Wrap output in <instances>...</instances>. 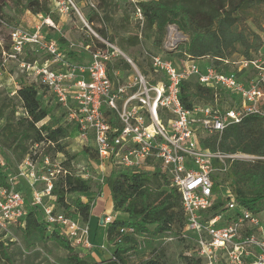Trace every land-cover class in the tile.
Returning a JSON list of instances; mask_svg holds the SVG:
<instances>
[{"label":"built area","instance_id":"obj_1","mask_svg":"<svg viewBox=\"0 0 264 264\" xmlns=\"http://www.w3.org/2000/svg\"><path fill=\"white\" fill-rule=\"evenodd\" d=\"M55 1L61 14L77 15L90 30L86 17L72 0ZM89 6L95 9L93 3ZM136 13L143 21L137 7ZM44 23L55 27L49 18L44 19ZM44 23L29 31L13 29L9 37L12 44L9 56L16 58L24 47L30 46L34 52L48 56L46 64L62 66V70L50 71L46 64L21 65L39 78L46 94L53 96L64 110L66 124L72 126L77 138L93 141L98 170L104 172L108 165L132 172L152 171L155 165L159 166L170 186L180 195L184 227L178 238L193 241L194 257L201 260L200 264H264V208L252 211L239 205L229 193L222 191L218 196L213 193L215 172L225 171L226 161L236 159V155L213 153L200 145L201 139L221 133L248 116L264 118V35L257 55L223 61L232 66L229 73L218 72L210 63L189 56L176 64L160 55L145 53L151 73L143 74L123 52L102 39L103 47H84L90 53L87 65L69 64L56 41L43 34ZM118 57L125 59L136 73L115 71L112 81L107 63ZM186 81L197 82L216 94L224 92L231 106L220 107L215 100L214 104L186 109L179 97L181 85ZM103 110L116 117L117 127ZM214 160L220 163V168H213ZM44 162L48 165L49 159L45 158ZM0 165L3 166L1 158ZM19 167L18 176H26L31 185L39 180L44 182L45 187L33 193L30 204L41 209L48 228L58 230L75 247H88V226L55 212L51 195L54 172L48 170L36 176L29 157ZM75 175L84 180L93 178L87 168ZM16 176H9V191L0 190V232L5 225L12 221L17 223L23 217V198L12 191ZM218 197L225 200V209L211 217L210 211ZM116 218L115 213L106 214L100 223L107 226ZM120 233L137 237L131 227L122 228Z\"/></svg>","mask_w":264,"mask_h":264},{"label":"trees","instance_id":"obj_2","mask_svg":"<svg viewBox=\"0 0 264 264\" xmlns=\"http://www.w3.org/2000/svg\"><path fill=\"white\" fill-rule=\"evenodd\" d=\"M107 1L98 0V3L104 7L108 6ZM10 2L22 13L29 12L34 16L52 18L49 0H10ZM135 6L142 14L145 36L154 33V44L157 47L161 45L168 26H175L180 33L187 36L188 41L178 46L175 56H169L177 60L185 56L194 60L208 59L218 72L229 73L231 68L223 64V61L231 60L235 54L250 59L257 55L262 46V32L252 29L246 21L264 6V0H149L138 1ZM6 7L8 3L0 0V24L7 27L14 19L4 13ZM89 21L91 22V19H88ZM97 32L104 40L112 42L105 30L100 29ZM53 40L56 41L58 49L67 56L69 64L84 65L78 58L79 53L65 49L60 44V38ZM99 47L103 45L100 43ZM119 48L123 49V46L120 44ZM9 51L12 54L11 41L9 44L0 45V59L3 53ZM169 57L167 59L171 60ZM1 66L0 62V68ZM129 70L131 66L121 57L107 63V73L112 81L114 80L112 73L115 71L126 73L125 71ZM143 74L147 73L143 72ZM18 85L12 96L6 89L0 91V158L3 161V166L0 165V190L5 191L11 189L8 179L14 174L5 156L6 151L19 165L26 157L33 162V153L39 146L43 149L53 147L56 154L64 156L66 152L60 141L69 138L74 131L72 126L63 123L62 119L44 123L46 119L51 118V110L43 103L39 90L42 88L46 93L45 88L42 86L37 88L33 84ZM179 97L186 109L194 105L214 104L215 100L222 107L228 99L224 92L220 91L216 94L212 89L194 81L182 83ZM19 109L23 112L22 116L17 115ZM103 111L106 116H110L113 126L117 127L116 117L109 111ZM200 145L213 153L257 157L253 161L227 160L224 173L232 182V194L239 205L252 211L263 209L264 118L248 116L241 123L228 126L221 133L201 139ZM84 149L85 152L89 151L87 147ZM48 157L46 155L43 162ZM90 160H97L95 151L90 156ZM220 166L217 160L213 161V168L218 169ZM65 172L63 175L59 173V178L54 183L52 179L51 195L55 212L60 208L66 213L64 215L67 218L87 224L93 209L92 200L98 197L94 195L92 180H84L75 173ZM215 178L214 176L213 193L218 196L222 193L223 187ZM103 184L110 192L113 212L125 214L127 219L116 218L107 225L106 239L114 247V252L110 259L101 264H131L132 253L139 246L134 236L120 233L122 228L131 227L137 235L157 237L172 234L174 231L175 234L180 235L184 227L180 195L170 186L169 180L159 166L155 165L152 171L134 172L112 167L109 174L104 176ZM71 194L91 195L93 198L87 199V202L78 198L70 204L67 202V196ZM225 204V200L218 197L210 211V216L223 212ZM23 212L18 225L25 237L37 236L41 241L56 243L67 252L66 264H97L84 259L80 252L76 251V247L58 230L48 228L40 208L25 203ZM3 236V233H0V264H12L7 241L1 240ZM184 260L186 264L201 263V260L194 256L184 257ZM140 264H165V262L161 254L155 251L149 259Z\"/></svg>","mask_w":264,"mask_h":264},{"label":"rangeland","instance_id":"obj_3","mask_svg":"<svg viewBox=\"0 0 264 264\" xmlns=\"http://www.w3.org/2000/svg\"><path fill=\"white\" fill-rule=\"evenodd\" d=\"M8 3V7L4 8V13L12 17L14 21L10 26L0 24V45L9 44L10 32L14 27L21 28L24 30H31L29 26H38L44 23L42 15L34 16L29 12L22 13L19 8H16L10 0H2ZM75 6L79 9L82 16L86 17L89 29H87L82 23L81 19L75 15H63L58 11L57 3L55 0H49V7L51 13V21L55 27H46L44 23L43 34L46 37H52L53 39H61V45L69 51H75L80 54L78 57L82 64L87 65L90 62V53L85 50L86 45L98 46L101 43V39L104 40L97 30H105L107 36L112 39V42H106L117 47L123 52L134 64L138 72L151 73L149 61L145 57V53L159 54L163 58H166L175 54L178 51V46L188 41L187 36L180 33L175 26H168L166 34L161 41L160 46L154 44L155 34L150 33L148 36L144 34V23L138 19L136 13V3L138 1H149V0H108V6H100L98 0H72ZM95 5V9L90 8L89 3ZM88 18V19H87ZM255 23V25L252 23ZM246 24L259 33L262 32L264 35V6L260 7L257 13H253V16L247 19ZM34 29V28H32ZM94 33V34H93ZM96 35V36H95ZM52 39V40H53ZM55 41V40H54ZM123 46V49L119 48V45ZM240 50V48H238ZM10 51L2 54L1 62V73H0V91L6 89L8 92L17 90L19 83L33 84L37 88H41L40 80L33 73L26 71L22 68V63H34L46 64L48 56L41 53H36L30 46L24 47L22 52L11 58ZM122 58V57H121ZM171 58V57H169ZM241 57L235 54L232 60H239ZM171 60L174 63H178L175 57ZM202 63H210L208 59L201 60ZM130 65V64H129ZM131 66V65H130ZM46 68L50 71L62 70V66L58 64H46ZM231 69L232 66H230ZM64 70V69H63ZM136 70L131 66V70L125 71L126 73H136ZM42 89V88H41ZM40 90L42 95V101L51 110V118H48L44 123H50L52 120H59L66 124L64 110L56 102L53 96L46 94L43 89ZM44 92V93H43ZM43 96H47L43 98ZM230 101L223 103L222 107L227 108L230 105ZM18 116H22L23 112L21 109L18 110ZM1 126V122H0ZM60 144L64 147L66 155L56 154L52 148L42 146L36 147L33 153V172L36 176H41L48 173V169L54 172L53 183L59 178V173L64 174L63 171L74 174L75 172L81 171L82 168H87L91 175V183L94 185V195L98 197L93 202L94 212L98 214L103 212L104 214H113L111 211V201L106 196L107 187L105 184H101L103 174L106 176L109 174L111 168L108 165L105 166L104 172L98 170V163L94 160H90V156L94 154V144L91 139L87 141H81L77 138V134L73 131L69 138L60 141ZM89 149L85 152L84 148ZM48 155L49 164L43 162V158ZM5 156L9 161L10 168L14 172L13 176H16L15 183L12 186V191L20 193L24 203L33 202V193L41 192L45 187L44 182L39 180L38 182L31 185V180L26 176H18L20 171V165L14 161L12 156L6 151ZM236 159L244 161H253L257 157L236 154ZM61 171V172H60ZM26 173V172H25ZM11 175V176H12ZM214 176L216 181L221 183L223 191L225 193L232 194V182L227 178L226 173L217 171ZM104 194V195H103ZM80 199L83 202H87V199L93 198L91 195L71 194L67 196V202L72 203L75 199ZM44 201H47L45 199ZM92 202V203H93ZM58 213L66 214L62 209L57 208ZM117 214V213H115ZM117 219H119L118 215ZM102 224H98L95 235L89 238L87 235L88 247L81 245L76 246V251L82 249L86 254L88 250H99L106 252L110 250V247L104 244L106 251L103 250L102 242ZM101 230V231H100ZM2 241H7L8 253L12 264H66L67 252L61 249L56 243L51 241H41L37 236L25 237L20 231L18 222H10L5 225L3 232ZM136 240L138 242V249L132 253L131 264H140L141 262L150 258L151 254L155 251L161 254L162 260L165 264H186L184 257H192L196 255V247L190 239H179L178 234L175 231L172 234H164L161 236H148V235H137ZM113 247V246H112ZM81 254V253H80ZM107 254V253H106ZM104 255V254H103ZM86 260L94 261L89 254L82 255ZM105 256V255H104ZM100 259H107L109 254Z\"/></svg>","mask_w":264,"mask_h":264},{"label":"crops","instance_id":"obj_4","mask_svg":"<svg viewBox=\"0 0 264 264\" xmlns=\"http://www.w3.org/2000/svg\"><path fill=\"white\" fill-rule=\"evenodd\" d=\"M45 19H47V18H45ZM52 22V21H51ZM53 23V22H52ZM54 24V23H53ZM31 29L32 28H34L35 26H29ZM46 27H48V26H46ZM43 95V94H42ZM47 96H43V98H46ZM107 194H106V196H108L109 198H110V201H111V196H110V192H109V190H108V188H107V192H106ZM104 195V194H103ZM97 198V197H96ZM99 198V197H98ZM86 202V201H85ZM93 204H95L96 205V203L95 202H93ZM95 205H94V207H93V209H92V211H91V214H90V218H89V221H88V223L87 224H82V223H80L81 225H87L88 226V228H89V232H88V235H89V238H91V236L92 235H95L94 233L98 230H96V228H97V226H98V224H100L101 225V223H100V220H101V217L103 216V215H106V214H104L103 212H99L98 214H96V212H94V208H95ZM111 211L113 212V210H112V201H111ZM116 215H118L119 217V219H121V220H126L127 219V216L125 215V214H122V213H117ZM117 217V216H116ZM106 229H107V226H102V242H104V243H101V244H103L102 246H103V250H105L106 251V247H105V243H106V245L108 246V247H110V250H108V251H106V252H103V251H99V250H88L87 252H86V254L88 255H90L93 259H95L94 261H92V263H97V264H101L103 261H105V260H108V259H110V257L112 256V254H113V252H114V247H112L108 242H107V239H106ZM79 250V252L82 254V255H86V254H84L85 252V250L84 251H82V249H78ZM109 254V257L107 258V259H100V258H103V256L105 255H107V254ZM80 254V255H81ZM104 254V255H103ZM104 256V257H105ZM84 258V257H83ZM85 259V258H84ZM88 261V260H87ZM90 262V261H89Z\"/></svg>","mask_w":264,"mask_h":264}]
</instances>
